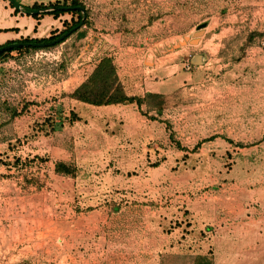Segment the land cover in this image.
Returning <instances> with one entry per match:
<instances>
[{
  "label": "rangeland",
  "instance_id": "1",
  "mask_svg": "<svg viewBox=\"0 0 264 264\" xmlns=\"http://www.w3.org/2000/svg\"><path fill=\"white\" fill-rule=\"evenodd\" d=\"M80 1L83 38L0 58V264H160L150 244L191 248L199 208L233 194L264 217V0ZM70 19L37 23L0 0V44ZM106 54L128 94L154 97L114 111L70 99Z\"/></svg>",
  "mask_w": 264,
  "mask_h": 264
},
{
  "label": "trees",
  "instance_id": "2",
  "mask_svg": "<svg viewBox=\"0 0 264 264\" xmlns=\"http://www.w3.org/2000/svg\"><path fill=\"white\" fill-rule=\"evenodd\" d=\"M8 4L13 9L14 14H22L18 8L14 6L12 2L9 0ZM17 3L21 4L20 1L15 0ZM25 10L31 11L34 9H47L40 13H33L27 15H31L32 18L37 19V23L44 15H51L53 18H59L63 14H70L71 19L70 22L67 23L65 20L63 21L64 28L59 32H52L48 37H29V36H20L17 39L7 40L4 43L0 44V47H3L12 43H19L18 46H14L12 48L0 51V58L13 52L17 51L19 54H23L24 52H30L43 48H50L59 45L60 43L67 40L70 36L75 34L76 39H81L86 35V30L82 29L83 25H88V10L85 8L84 4L80 0H53L49 1L46 4L34 2L32 5L21 4ZM78 7H83L85 10V18L82 19L83 13ZM82 24L79 26L80 22ZM75 27H77L75 29ZM36 29L34 26L33 30ZM2 30H17V28H5ZM71 31L68 36L64 37L63 40L56 42L54 44H48L51 41L58 38L60 35L64 34L67 31ZM258 32H250L248 36V40H252V38L256 35H259ZM22 43H47L44 46L33 47V46H24ZM67 65L66 58H62L57 64L58 69L65 70ZM70 99L75 101H79L85 104L93 105L96 107L102 106H111V105H128V104H136L138 108H140L144 103H146L147 99L150 97H154L153 94L148 92L144 96L139 95H131L128 94L125 88L124 83L120 79L118 75V69L116 63L114 61V57L112 55L106 54L99 57L91 72L87 75V77L78 84L70 93L67 94ZM12 115H15V111L13 110ZM61 116V114H59ZM74 119H78L74 113H71L69 117L70 123L74 121ZM62 125V123H60ZM264 140V136L262 137ZM38 158V157H36ZM8 160L0 159V164L10 165ZM20 158H16L12 165H20ZM54 170L56 173L60 175L67 176H75L76 167L72 164H68L62 161L56 162ZM194 264H212V261L207 256H196L194 260Z\"/></svg>",
  "mask_w": 264,
  "mask_h": 264
},
{
  "label": "crops",
  "instance_id": "3",
  "mask_svg": "<svg viewBox=\"0 0 264 264\" xmlns=\"http://www.w3.org/2000/svg\"><path fill=\"white\" fill-rule=\"evenodd\" d=\"M11 12L12 10L10 9L9 13L11 14ZM205 33L206 31L200 37L199 43H201ZM118 75L124 83L123 79L125 78L120 74L119 68ZM118 106L123 107L122 105H111L102 106L99 109L114 111ZM215 198L217 197L215 196ZM218 199L223 204L215 205L214 202H211V204L199 208L200 212H197V214L202 225L199 228L203 229L204 232L201 233L205 237L194 240L191 248L187 247V250H183L179 248L178 243L174 244L173 247L171 244L166 245L164 243L161 244V249L155 250L157 249L155 248V242L153 245H149V252L154 249L152 253L157 255L160 264H185V262L194 264L196 256H207L212 261V264H249L253 260L258 262L264 259V217L256 214L249 216L252 211L249 212L246 206L237 204L239 197L236 194L223 198L219 197ZM149 236V239L153 240L151 233ZM219 244H227L229 247L233 245L235 248L229 249L228 253L225 252L223 255H218L216 246H219ZM232 250L234 253H232ZM16 259H18V256L14 257V259L7 256L8 261H16Z\"/></svg>",
  "mask_w": 264,
  "mask_h": 264
},
{
  "label": "water",
  "instance_id": "4",
  "mask_svg": "<svg viewBox=\"0 0 264 264\" xmlns=\"http://www.w3.org/2000/svg\"><path fill=\"white\" fill-rule=\"evenodd\" d=\"M9 1L12 2L16 8H18L21 12H23L25 14L26 13H29V14L40 13V12H43V11L47 10V9H34V10H31V11H27V10L24 9V7L21 4L17 3L15 0H9ZM78 8L82 11V13H83L82 19H84L85 18V10H84V8L83 7H78ZM81 24H82V21L80 22L79 26ZM205 26H206L205 22L197 25V27H196L197 30L193 33L192 39H190L191 43H196L197 42V37L202 34V28H204ZM76 28L77 27H75V29ZM71 31L72 30L65 32L64 34L60 35L58 38H56L55 40L51 41L48 44H54L56 42H59V41L63 40L64 37L68 36L69 33H71ZM22 44L24 46L40 47V46L46 45L47 43H22ZM18 45H19V43L8 44V45H5L3 47H0V51L6 50V49L12 48L14 46H18ZM201 58H202V56L200 54H195L192 57V59H191V63L194 64V65L202 64L203 61H202Z\"/></svg>",
  "mask_w": 264,
  "mask_h": 264
},
{
  "label": "built area",
  "instance_id": "5",
  "mask_svg": "<svg viewBox=\"0 0 264 264\" xmlns=\"http://www.w3.org/2000/svg\"><path fill=\"white\" fill-rule=\"evenodd\" d=\"M188 68H189V65H188Z\"/></svg>",
  "mask_w": 264,
  "mask_h": 264
}]
</instances>
